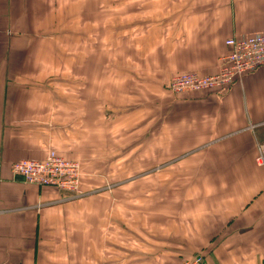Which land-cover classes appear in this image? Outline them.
Masks as SVG:
<instances>
[{
    "label": "crops",
    "instance_id": "0c3cea01",
    "mask_svg": "<svg viewBox=\"0 0 264 264\" xmlns=\"http://www.w3.org/2000/svg\"><path fill=\"white\" fill-rule=\"evenodd\" d=\"M261 33L264 0H0V264H264V66L169 91ZM51 150L78 197L12 174Z\"/></svg>",
    "mask_w": 264,
    "mask_h": 264
},
{
    "label": "built area",
    "instance_id": "2783aa9c",
    "mask_svg": "<svg viewBox=\"0 0 264 264\" xmlns=\"http://www.w3.org/2000/svg\"><path fill=\"white\" fill-rule=\"evenodd\" d=\"M231 47L228 54L220 58L219 70L210 76H201L196 71L179 73L173 76L169 88L176 94L189 92L228 91L237 81L246 75L255 73L264 66V33L245 38H231L227 41ZM257 163L264 166V142L258 147ZM15 177L25 183L40 187H52L73 196L81 193V165L51 150L44 159H22L11 168ZM204 255L198 254L192 259L178 264H203Z\"/></svg>",
    "mask_w": 264,
    "mask_h": 264
},
{
    "label": "rangeland",
    "instance_id": "374dc122",
    "mask_svg": "<svg viewBox=\"0 0 264 264\" xmlns=\"http://www.w3.org/2000/svg\"><path fill=\"white\" fill-rule=\"evenodd\" d=\"M89 3L91 4L92 2H91V1H90V2L85 1V4H86V5L89 4ZM68 9H69V10H73V6L71 5ZM101 9H103V7H101ZM131 9H136V10L133 11V12H131V13H128V18H129V20H131V23H135V21H133V20H139L140 17H141V15H142V13H141L140 8H139L138 5H136V6H132ZM58 12H59V9H57L56 13H58ZM124 16H125V13H124V12L121 13L120 16H117V18H121V24L124 23ZM105 19H107L106 14H105ZM129 20H128V21H129ZM133 25H135V24H133ZM183 73H184V72H183ZM169 91H170L172 94H176V93H174L170 88H169ZM183 94H185V93H183ZM114 136H115V138H116L115 140H116L117 142L122 141V139L126 136V133H125L124 127H118V128L116 129V131H115V135H114ZM123 151H124V152H127V149H126V150L123 149ZM120 153H121L120 151L116 152V153H115V158L118 157Z\"/></svg>",
    "mask_w": 264,
    "mask_h": 264
}]
</instances>
